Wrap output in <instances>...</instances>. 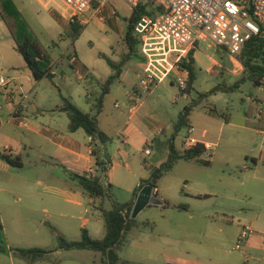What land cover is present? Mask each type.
Returning a JSON list of instances; mask_svg holds the SVG:
<instances>
[{"label":"rangeland","instance_id":"1","mask_svg":"<svg viewBox=\"0 0 264 264\" xmlns=\"http://www.w3.org/2000/svg\"><path fill=\"white\" fill-rule=\"evenodd\" d=\"M13 1L33 35L51 55L52 68L55 72L53 79L44 78L36 82L23 58L14 49L7 28L1 23V30L6 32L11 43L7 45L0 36V49L7 53L11 50L10 46L13 48L10 52L19 64L14 70L15 74L20 78L25 91L30 94L25 102L26 114L22 119L28 126L39 128V125H43L65 132L69 127V120L67 114L61 111L63 98L69 99L83 112L95 115L97 101L103 92L102 86L113 74L102 55L119 62L129 53L125 36L132 14L131 8L124 0H109L100 8V14L94 17H91V13L88 14L91 21L83 25V32L73 41L71 22L62 17L59 1L55 0L53 3H49V0ZM208 49L207 47V53L201 50L195 53L196 81L189 94L181 93L175 76H172L166 82L153 87L150 94H143L137 98L135 103L140 107L133 117L128 113L131 104L129 98L134 95L133 92L139 84L144 57L138 51L131 55L123 68V75L114 82L109 94L104 97L103 111L98 116L101 131L108 136L106 150L113 161L119 163L114 171L115 179L121 180L124 186L115 185L111 189V197L97 200L96 206L103 201L104 207L110 210L114 201L120 204L131 201L133 194L128 184L132 183V178L139 181L147 180L151 171L159 168L168 158L166 141L173 135L174 123L177 122L180 112L197 100L200 93L222 84L233 85L243 78L244 67L241 64L231 62L225 52L214 53ZM71 56L75 57L74 62ZM57 63L60 64L59 70H62V73L55 71ZM117 103L120 104V108H116ZM261 107H264V86L256 87L246 83L235 92L221 91L195 108L191 114L192 126L196 129L194 135L198 136V133L205 129L211 130L210 139L218 143L214 154L221 165L208 169L200 167L195 161L176 162L174 168L157 182L159 196L168 202L169 208L146 207L139 213L136 218L139 227L129 232L127 241L119 252L122 261L142 264H184L179 251L180 246L184 247V242L190 240L206 243L205 236L201 234L202 224L208 222L197 217L194 225L182 230L181 225L185 224L184 218L187 215L177 211L176 207L189 206L192 211L202 215L210 213L218 202H225L227 209L235 211V206L239 203L232 199L221 196L219 199L214 197L200 200L194 195L211 191L212 188L205 183L221 176L222 169H225L227 176L230 175L229 180L235 186H239L246 174L254 172L252 158L264 155V116L258 117ZM212 109L226 115L231 123L224 127L220 138V126L222 122L226 123V120L211 115ZM159 127L166 128V134L155 141L156 130ZM16 132L36 150L21 151L24 167L12 169V174L18 179L10 186L14 192L6 196L12 209L2 208L5 223L0 224V244L8 248L57 251L34 263L14 253L0 254V264H101L99 253L57 249L58 235L69 241L81 240V225L85 219H89L90 222L88 226L90 235L96 239H103L105 223L100 211L90 203L89 195L79 187L78 181L73 179L64 166L48 158H45L46 162H41L38 146L43 142L42 137L31 134L24 138L21 136L22 129L16 128ZM82 132L85 131L81 130L80 133ZM187 134V128L180 131L175 141L177 148L183 150ZM147 138L153 139L155 153L153 157L145 155L143 143ZM125 156H129L127 161ZM201 158L209 159L205 154ZM131 160L136 163L133 164ZM127 162L131 163L130 169H127ZM226 162L230 164L229 167L222 166ZM246 165L248 170H245ZM26 177L40 180L41 183L36 182L33 185L38 191H52L51 186L64 190L68 188L69 192L71 191L69 198L79 199L84 205L78 207L65 202L59 203L48 197L45 200L39 196L29 198V195H33L31 189L21 184ZM42 181L45 182L44 185ZM45 209L49 214L45 213ZM147 222L154 223L153 230L145 226ZM230 230L234 235V229ZM211 234L216 235L214 232ZM218 238L225 241L229 235H219ZM232 245H226L224 249L231 250ZM235 254L216 253L219 262L215 264H222V260L228 261L229 256ZM201 264L210 262L205 261Z\"/></svg>","mask_w":264,"mask_h":264},{"label":"crops","instance_id":"2","mask_svg":"<svg viewBox=\"0 0 264 264\" xmlns=\"http://www.w3.org/2000/svg\"><path fill=\"white\" fill-rule=\"evenodd\" d=\"M21 2V0H19ZM132 12V9H131ZM100 14V10L94 9L91 12V17ZM3 23L0 19V25ZM0 28V36L2 40L10 45V39ZM10 35V34H9ZM11 37V36H10ZM12 39V38H11ZM13 40V39H12ZM8 50L7 53L0 49V76H4L8 80V85L5 87L0 86V153L11 155L13 157H20L22 159L21 151L25 150H36L32 147L31 143L23 140L20 137V133L17 134V129H22V135L24 138H28L31 134H35L42 137L43 142L38 146V151L41 154V162H46L45 158H48L52 162L60 163L69 172L70 175L75 176H86L88 178L100 177V182L104 187L112 185L124 186L121 180L115 179V168L119 164L111 158L106 150V144L100 145L99 143H94L92 137L87 135L86 132L80 129L74 133L69 131V127L65 132H59L56 129L46 128L43 125H39V128L33 127L31 125L23 126L21 121H24L22 117H25L26 106L25 102L29 99L30 94L25 91L24 85L21 84L20 78L16 76L15 68H18V60L12 56L13 51ZM72 57V61H75V57ZM196 59V57H195ZM216 63L215 61L213 62ZM56 64V63H54ZM58 64V63H57ZM216 65V64H215ZM60 64L56 67L55 71L62 73L59 70ZM123 75V73H122ZM121 75V76H122ZM135 96V95H134ZM135 98V97H134ZM131 104L133 103L132 96L129 98ZM137 100V99H136ZM130 104V105H131ZM140 107V106H139ZM138 107V110H139ZM211 115L215 117H223L226 120L222 122L220 126L219 138L222 135L224 127L231 125L229 118L220 113L218 116L215 113L210 112ZM135 116V115H134ZM133 117V116H130ZM69 120V119H68ZM194 127V126H193ZM195 128V127H194ZM211 130L205 129L196 136L202 143L214 145V151L218 148V143L210 139L212 137ZM166 134V128L159 127L156 130L155 141L161 136ZM19 135V136H18ZM152 138H147L143 143L144 149L147 142ZM125 143L127 140L124 141ZM154 145V144H153ZM168 148V147H167ZM98 150V159L108 162L107 171L104 174L100 173V170L96 164V158L93 156V151ZM207 155V153H204ZM155 155L153 153L152 157ZM126 161L129 156H125ZM210 162L209 166H202L204 168L213 169L214 167L221 165L219 160L216 158V154L213 152V157L210 159H204ZM23 161V160H22ZM167 159L164 161L166 162ZM253 165H255L254 172L252 174H246L240 181L239 186H235L230 180V175L226 174L225 169H222V175L214 177V181L205 183L208 184L212 190L207 191L206 194L197 193L194 195L195 198L200 200H206L210 198L219 199L221 196L225 199H232L237 201L239 204L235 206V211L232 212L226 207L225 202H218L210 213L198 214L192 211L189 206L187 209H179L176 207L177 211L187 215L184 218L185 224L181 225L182 230H187L190 225L195 224L197 217L205 219L208 224H202V236H205L207 242L201 243L198 241H185L184 247L180 246V254L182 255V260L184 264H201L202 262L209 261L210 264H215L219 262L216 253H222V255H229L232 252L236 253L234 256H229L228 261H223L222 264H264V155L259 158H252ZM133 164L136 162L131 160ZM36 165H38L36 163ZM131 163L127 162V169H130ZM223 167H229L228 162L222 164ZM24 167V162H23ZM155 168V167H154ZM12 169H15L0 157V224L4 225L5 220L2 217V208L11 210L10 201L7 199V194H12L14 191L10 188L12 183L18 179L14 174H12ZM22 169V168H21ZM248 166H245V170H248ZM149 179V178H148ZM143 180V179H142ZM139 179L132 178V183L128 188L134 194V191L139 188L141 181ZM40 180L36 181L35 178L26 177L21 181V184L25 188L31 189L33 195H29V198H35L39 196L42 200L52 199L56 202H65L67 204H73L75 206H83L84 203L79 199L69 198L68 188H58L52 187V191L43 192L38 191L33 185ZM42 185L45 182L42 181ZM29 184V185H28ZM202 184V182H200ZM157 192L155 193L161 200L165 202L164 206H156L161 209L169 208L168 202L161 196H159L160 189L155 188ZM56 191V192H55ZM223 193H226L224 195ZM6 194V195H5ZM74 195H80L73 193ZM200 195H206L207 198H199ZM32 196V197H30ZM84 194H82V197ZM90 197V196H89ZM20 200V199H19ZM98 199L90 197V203L96 206ZM153 207V206H148ZM36 211V210H35ZM45 213L49 214V211L45 209ZM64 215V213L61 212ZM199 215V216H197ZM67 216V215H66ZM89 219H85L82 223V229H87L89 226ZM244 228H249L252 232L247 237L246 241L243 243L240 250L235 249V246L239 240V237ZM196 229V228H195ZM230 229H234V235ZM206 230V231H204ZM210 230V233H208ZM192 231V229H190ZM214 232L216 235L211 234ZM229 235V238L225 241L221 240L219 235ZM232 242L234 244L232 245ZM226 245H232V249H224ZM229 253V254H227ZM7 254V253H0Z\"/></svg>","mask_w":264,"mask_h":264},{"label":"trees","instance_id":"3","mask_svg":"<svg viewBox=\"0 0 264 264\" xmlns=\"http://www.w3.org/2000/svg\"><path fill=\"white\" fill-rule=\"evenodd\" d=\"M97 8L98 4L95 3ZM163 10L156 6L154 0H145L132 10V14L127 24V33L125 36L126 44L129 48V53L124 55V58L115 62L106 55L102 57L107 61V64L112 69L113 74L104 82L103 92L96 104V114L85 113L79 109L69 99L63 98V106L61 111L65 112L69 119V131L74 133L83 129L87 135L92 137L94 143L104 145L108 141L106 133L101 131L99 126L98 116L103 111L104 97L109 94L111 86L114 82L121 78L123 68L139 48V41L134 35V28L139 20L145 16H155ZM0 19L7 28L11 38L13 39L14 49L23 58L26 67L31 72L33 79L40 82L44 78L53 79L55 72L52 68L53 59L40 41L33 35L32 30L23 18L21 11L18 9L13 0H0ZM72 38L75 41L83 32L84 26L77 23H71ZM74 46V43H73ZM74 55V54H73ZM239 63L244 67V76L241 80L233 85H218L210 91L199 94L197 100H194L189 106H186L179 114L178 120L174 123V132L170 139L166 141L168 147V158L159 168L151 171L150 177L147 180H142L139 188L134 191L133 199L125 204H120L117 201L113 202L112 209L107 210L104 207L103 201L97 206L101 213V217L105 223V236L103 239L92 237L87 229H82V238L79 241H69L65 237L58 235V250L63 251H93L101 254V264H142L133 263L130 261H122L119 252L125 242L129 232L139 227L136 219L132 218V212L137 199L138 193L146 185H154L157 188V182L164 175L169 173L176 162L179 160L195 161L199 165L209 166L210 162L201 158L205 153L203 146H197L193 149H179L175 145L176 138L183 128L192 126L191 114L195 108L204 100L223 92H235L241 88L243 84L251 83L253 86H264V37H253L246 42L242 52L238 55ZM183 68L187 70L188 82L187 88L181 90L182 94H189L193 90L194 82L196 81V59L194 52L191 53L189 60L183 63ZM212 113L220 116L216 109L211 110ZM98 150L93 151V156L96 158V164L101 174L107 171L108 162L98 159ZM2 160L7 162L14 168H23V161L20 157H13L4 153H0ZM73 179L78 181L79 187L88 194L91 198L105 200L106 197H111L112 185L104 187L100 182V177L88 178L86 176H73ZM199 198H207L206 195H200ZM179 209H187V206L177 207ZM146 227L154 228V223L147 222ZM57 250H44L39 248H8L0 244V253H14L20 257L27 259L31 263L43 260Z\"/></svg>","mask_w":264,"mask_h":264},{"label":"built area","instance_id":"4","mask_svg":"<svg viewBox=\"0 0 264 264\" xmlns=\"http://www.w3.org/2000/svg\"><path fill=\"white\" fill-rule=\"evenodd\" d=\"M53 3L55 0H49ZM62 17L81 25L91 20L88 14L94 9L107 4L109 0H57ZM133 10L145 0H124ZM163 11L155 16H143L134 28V35L139 41L138 52L144 57L140 81L133 92V103L128 108L130 116L138 112L136 99L143 94H150L152 88L170 77L181 90L187 88L188 73L183 63L189 60L191 53L197 51L225 52L230 61L240 65L238 55L246 42L253 37H264V0H154ZM98 7L95 8L94 4ZM211 59L214 58L211 56ZM8 85V80L0 76V86ZM135 97V98H134ZM120 108V104L115 105ZM264 116L261 107L258 117ZM21 125L27 126L24 121ZM196 129L191 126L184 138L183 149L203 146L205 153L213 157L214 145L202 143L195 135ZM154 153L153 142L145 146V155ZM156 193L157 190L154 189ZM252 231L244 228L235 246L240 250Z\"/></svg>","mask_w":264,"mask_h":264},{"label":"water","instance_id":"5","mask_svg":"<svg viewBox=\"0 0 264 264\" xmlns=\"http://www.w3.org/2000/svg\"><path fill=\"white\" fill-rule=\"evenodd\" d=\"M154 185L144 186L138 193L132 212V218L136 219L139 213L148 206H164L165 202L154 193Z\"/></svg>","mask_w":264,"mask_h":264}]
</instances>
